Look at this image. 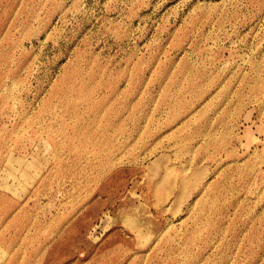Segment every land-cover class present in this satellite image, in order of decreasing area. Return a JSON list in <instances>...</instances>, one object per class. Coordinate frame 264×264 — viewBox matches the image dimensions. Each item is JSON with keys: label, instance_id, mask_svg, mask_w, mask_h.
<instances>
[{"label": "rangeland", "instance_id": "374dc122", "mask_svg": "<svg viewBox=\"0 0 264 264\" xmlns=\"http://www.w3.org/2000/svg\"><path fill=\"white\" fill-rule=\"evenodd\" d=\"M0 264H264V0H0Z\"/></svg>", "mask_w": 264, "mask_h": 264}]
</instances>
